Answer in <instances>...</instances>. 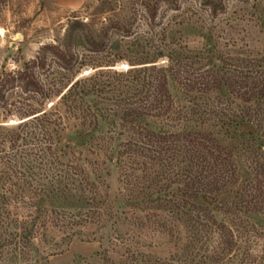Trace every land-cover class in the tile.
<instances>
[{"label": "trees", "instance_id": "16d2710c", "mask_svg": "<svg viewBox=\"0 0 264 264\" xmlns=\"http://www.w3.org/2000/svg\"><path fill=\"white\" fill-rule=\"evenodd\" d=\"M180 2L141 0L149 30L163 3ZM199 4L212 17L227 9ZM112 9L73 19L62 45L0 74V261H37L56 234L99 241L94 264H264V47L233 41L217 55L166 28L141 32L136 13ZM49 56L63 74L108 68L62 84L41 77ZM122 60L129 68H113ZM67 128L76 141L64 142ZM98 163L118 169L113 200L93 178ZM123 225L171 251H144L141 233Z\"/></svg>", "mask_w": 264, "mask_h": 264}, {"label": "rangeland", "instance_id": "374dc122", "mask_svg": "<svg viewBox=\"0 0 264 264\" xmlns=\"http://www.w3.org/2000/svg\"><path fill=\"white\" fill-rule=\"evenodd\" d=\"M141 0H0V74L4 71L15 70L26 61L34 58L40 48L45 44H61L69 24L75 18L83 19L93 17L100 19L102 15L96 14L97 8L104 5L113 8L108 11L121 13L129 16L137 15V26L141 32L151 31L161 33L166 28L172 31L178 39L187 41L193 48L207 44L218 55V45L221 51L233 50V41L237 44L235 48L248 45V48L259 50L264 47V0H224L227 9L215 17L209 15L206 7L199 4V0H181L180 8L172 10L165 3L161 5L158 24L151 30L145 24L141 16ZM98 15V17H97ZM98 22V20H97ZM171 28L173 30H171ZM170 34V35H171ZM62 45V44H61ZM113 66L117 70L129 68L125 61H119ZM48 67L42 74L47 77L62 79V84L68 79L89 75L98 69H106L105 65H77L73 71L63 74L56 68L54 59L49 56ZM95 67V68H93ZM173 84V83H172ZM174 85V84H173ZM59 89V87H58ZM175 89L172 88V91ZM176 91H174L175 93ZM57 91L47 101V106L57 99ZM216 93L203 95L199 101H213L217 98ZM10 122L16 123L17 119L10 118ZM104 128V122L90 131L88 134H99ZM67 128L64 131V142L76 141V135ZM77 144V142H76ZM97 174L93 178L100 182L103 192L107 191L110 200L118 194L120 181L119 172L112 163L94 164ZM121 231L133 228L123 225ZM140 242L142 249L158 256H166L171 251V243L152 233L140 230ZM132 233V232H131ZM54 243L45 247L44 256L37 261L8 260L0 261V264H86L96 263V253L99 250V241L74 240L70 244L67 241L61 243V238L54 236ZM52 242V241H51ZM57 243V246L54 244ZM57 248L56 250H50ZM258 249L264 252V240L259 242ZM49 253L48 255H46Z\"/></svg>", "mask_w": 264, "mask_h": 264}]
</instances>
